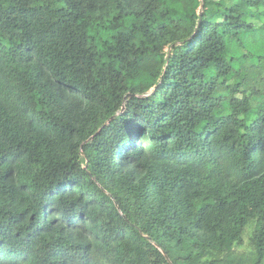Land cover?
I'll return each instance as SVG.
<instances>
[{"label":"trees","instance_id":"obj_1","mask_svg":"<svg viewBox=\"0 0 264 264\" xmlns=\"http://www.w3.org/2000/svg\"><path fill=\"white\" fill-rule=\"evenodd\" d=\"M163 251L264 264V0H0V264Z\"/></svg>","mask_w":264,"mask_h":264},{"label":"water","instance_id":"obj_2","mask_svg":"<svg viewBox=\"0 0 264 264\" xmlns=\"http://www.w3.org/2000/svg\"><path fill=\"white\" fill-rule=\"evenodd\" d=\"M202 7H203V4H202ZM128 95H130V94H128ZM105 124H107V122H106ZM149 239H150V238H149ZM156 246H157V245H156ZM163 254H164L166 260H167L170 264H172V262L170 261L169 257L167 256V254H166L164 251H163Z\"/></svg>","mask_w":264,"mask_h":264}]
</instances>
